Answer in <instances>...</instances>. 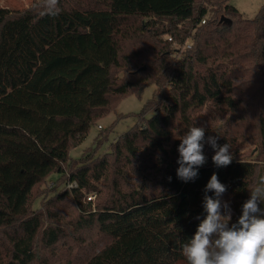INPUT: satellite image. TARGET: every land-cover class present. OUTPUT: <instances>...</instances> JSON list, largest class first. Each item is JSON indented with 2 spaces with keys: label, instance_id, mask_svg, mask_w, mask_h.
I'll use <instances>...</instances> for the list:
<instances>
[{
  "label": "trees",
  "instance_id": "trees-1",
  "mask_svg": "<svg viewBox=\"0 0 264 264\" xmlns=\"http://www.w3.org/2000/svg\"><path fill=\"white\" fill-rule=\"evenodd\" d=\"M229 1L58 0L55 16L32 4L0 7V264H49L54 250L58 264H186L181 247L206 215L213 173L237 221L264 175V119L262 164L234 157L217 168L213 151L194 181L176 175L178 139L200 126L198 112L238 108L242 65L255 64L264 87V3L245 19ZM150 85L151 99L108 153L95 155L103 131L93 157L70 158L112 95L138 98ZM52 175L76 186L32 209ZM90 191L100 196L94 209L84 201Z\"/></svg>",
  "mask_w": 264,
  "mask_h": 264
},
{
  "label": "rangeland",
  "instance_id": "rangeland-1",
  "mask_svg": "<svg viewBox=\"0 0 264 264\" xmlns=\"http://www.w3.org/2000/svg\"><path fill=\"white\" fill-rule=\"evenodd\" d=\"M69 2V1H68ZM264 0H230L229 4L235 7L239 12L244 15L245 19L253 18ZM37 7L40 10L45 9V0H0V7L10 10H20L29 7ZM139 22V20H138ZM139 43L145 44L144 47H149L145 39H139ZM151 50L149 48L147 56L150 61ZM154 55V53H152ZM152 55V56H153ZM250 59L249 61H251ZM255 64L248 63L242 65L240 68L241 73L236 82L238 93H236L239 100V106L234 112H230L224 108L209 105L198 112L196 121L200 126L205 127V138L208 136H216L217 144H223L224 140L230 144L234 157L245 161H257L262 164L263 149L259 140V120L264 119V87L263 82L256 80L255 77ZM113 77L119 82L123 75L120 70L113 71ZM262 84V86H261ZM155 86L150 85L144 89L140 97L134 95L113 96L109 100L108 114L105 118L97 121L96 124H91L86 138L77 147L69 151L70 158L78 160L80 158L93 157L92 150L95 148V139L99 133L103 131V138L101 145L95 150L96 156H101L110 151V145L117 140L119 136L128 131L135 123L137 114L141 111L144 105L151 99ZM116 98L121 99L116 107ZM118 99V100H119ZM113 110V111H111ZM106 138V139H104ZM101 139V138H100ZM210 145L205 143L204 155L206 158L214 150L210 149ZM57 175H52L43 184L39 185L31 197V208L38 210L45 202L51 198L55 193L68 189L69 183L65 181L57 182ZM99 187V184H97ZM88 195H95L91 203V208L94 209L95 205L100 202V196L97 191H90L84 194V201ZM222 200L227 201V197H222ZM228 202V201H227ZM264 210V204L260 205ZM71 211V208H68ZM93 235L85 233L83 241L86 242L88 238ZM69 247L74 248V244L68 241ZM49 264H58L63 260V253L59 250H54L52 254L46 255Z\"/></svg>",
  "mask_w": 264,
  "mask_h": 264
},
{
  "label": "clouds",
  "instance_id": "clouds-1",
  "mask_svg": "<svg viewBox=\"0 0 264 264\" xmlns=\"http://www.w3.org/2000/svg\"><path fill=\"white\" fill-rule=\"evenodd\" d=\"M58 0H45L47 14H59ZM203 126H190L180 137L177 178L185 183L194 181L198 169L206 163L205 143L214 150L212 162L217 168L229 166L233 159L229 143L217 144L218 137L205 138ZM171 181V177H168ZM75 186V182L68 185ZM227 186L213 173L204 188L202 207L206 215L189 240L181 247L186 264H264V175H261L249 191V198L242 204L241 215L232 222L233 211L222 200ZM211 192L213 195H208Z\"/></svg>",
  "mask_w": 264,
  "mask_h": 264
},
{
  "label": "built area",
  "instance_id": "built-area-1",
  "mask_svg": "<svg viewBox=\"0 0 264 264\" xmlns=\"http://www.w3.org/2000/svg\"><path fill=\"white\" fill-rule=\"evenodd\" d=\"M204 23V21H202V24ZM167 40L169 41V42H171L172 40H171V38L170 37H168L167 38ZM176 46V45H175ZM190 46L188 45V44H185L184 46H183V48H189ZM76 186V185H75ZM74 186V187H75ZM69 188V187H68ZM94 198H95V195H88L87 197H86V201L87 202H92L93 200H94Z\"/></svg>",
  "mask_w": 264,
  "mask_h": 264
}]
</instances>
